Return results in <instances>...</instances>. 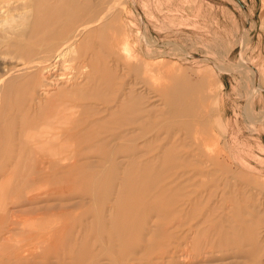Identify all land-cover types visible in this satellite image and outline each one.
<instances>
[{
	"label": "rangeland",
	"instance_id": "1",
	"mask_svg": "<svg viewBox=\"0 0 264 264\" xmlns=\"http://www.w3.org/2000/svg\"><path fill=\"white\" fill-rule=\"evenodd\" d=\"M72 1L0 0V264H264V0Z\"/></svg>",
	"mask_w": 264,
	"mask_h": 264
},
{
	"label": "bare ground",
	"instance_id": "2",
	"mask_svg": "<svg viewBox=\"0 0 264 264\" xmlns=\"http://www.w3.org/2000/svg\"><path fill=\"white\" fill-rule=\"evenodd\" d=\"M9 1V0H8ZM60 1V0H59ZM61 1H63V0H61ZM11 2V1H10ZM71 2L73 3V1L71 0ZM61 3V2H60ZM60 3H59V5H58V3H57V6H56V8L58 7V6H63V4H61L60 5ZM56 5V4H55ZM70 5V4H69ZM7 6H9V5H7ZM53 7H55V6H53ZM68 7V6H67ZM54 9V8H53ZM59 9H61V8H59ZM66 9V8H65ZM68 10V9H67ZM60 12V11H59ZM73 12V11H72ZM71 12V13H72ZM78 11H76V15L78 14L77 13ZM32 13V12H31ZM81 13V12H80ZM74 14V13H73ZM103 14H105V13H103ZM102 14V15H103ZM107 15H108V13H107ZM68 16V15H67ZM71 16V15H70ZM70 16H68V17H70ZM27 17V16H26ZM76 17V16H75ZM78 17V16H77ZM80 17H82L81 16V14H80ZM71 19H72V17H70ZM67 19V18H66ZM70 19V20H71ZM77 20H78V18H77ZM60 21H63V20H60ZM60 21H58V22H60ZM65 21V20H64ZM67 21H69L68 19H67ZM66 21V22H67ZM72 21V20H71ZM73 21H74V18H73ZM73 21H72V23H73ZM79 21V20H78ZM82 21V20H81ZM102 21V17H95L94 19H92L91 21H89V22H87V23H84V24H82L83 23V21H82V23H80L79 25L77 24V25H74V23H73V25L72 26H69L68 25V27H67V25H65V24H63L64 26H66V27H64L65 29L63 30L62 28H61V25H60V28H61V32L58 34L57 33V35H56V31H54L55 33H53L52 35H53V38L54 39H57L58 41L57 42H54V43H51L50 44V51L48 50V52H51L52 51V55H51V57H49V58H44V59H41V60H39L38 62H36L37 64H32V65H29L28 66V64L26 65V67L23 69V71L25 72V70H31L32 68L33 69H37V68H39V69H43V70H49L50 69V67L52 66V65H54L55 63L57 64H59V63H61L62 61H64L65 59H66V57L68 56V55H70V53H71V50L74 48V46L76 45V41L78 40V38H79V36L81 35V34H83L84 32H86L90 27H92V26H95V25H98L100 22ZM29 22V21H28ZM70 22V21H69ZM35 23H36V21H35ZM53 23H55L56 24V21H54ZM63 23V22H62ZM65 23V22H64ZM26 24V23H25ZM67 24V23H66ZM68 24H70V23H68ZM62 25V26H63ZM100 26V25H99ZM59 27V26H58ZM96 27V26H95ZM56 28H57V26H56ZM56 28H54L55 30H56ZM104 28V27H103ZM97 29V28H96ZM63 30V31H62ZM101 30V29H100ZM99 30V32H101ZM52 31V30H51ZM58 31V30H57ZM60 31V30H59ZM58 31V32H59ZM99 32H96V33H99ZM105 33H106V31H105ZM49 35H51V33L49 34ZM48 35V36H49ZM106 35H107V33H106ZM93 36V35H92ZM91 36V37H92ZM112 37V36H111ZM49 38V37H48ZM46 39V38H45ZM114 39V38H113ZM53 40V39H52ZM82 40V39H81ZM53 41H55V40H53ZM84 41V40H83ZM41 42V41H40ZM80 43H82L81 41H79ZM49 43V42H48ZM78 43V42H77ZM85 44V43H84ZM83 44V45H84ZM119 44V43H118ZM81 45V44H80ZM79 45V46H80ZM45 48V47H44ZM44 48H43V50H44ZM47 48V47H46ZM49 48V47H48ZM81 48V47H80ZM35 50V49H34ZM175 50V49H174ZM181 50V49H180ZM33 51V50H32ZM37 51V50H36ZM40 52H41V50H40ZM40 52H39V54H40ZM45 52V51H44ZM48 52H47V54H48ZM34 54H35V52L33 53V57H34ZM45 54V53H44ZM43 53L41 54V55H44ZM31 55V54H30ZM46 55V54H45ZM49 55V54H48ZM36 56V55H35ZM38 56V55H37ZM36 56V57H37ZM28 58V60H29V58L31 57V56H29L28 57V54H27V56H25V58ZM46 57H47V55H46ZM151 57V56H150ZM35 58V57H34ZM42 58V57H41ZM31 62V61H30ZM29 62V63H30ZM95 62V61H94ZM247 62V61H246ZM245 62V63H246ZM244 63V64H245ZM31 64V63H30ZM144 64V63H143ZM248 64V63H247ZM95 65V64H94ZM97 65V64H96ZM95 65V66H96ZM157 65V64H156ZM98 66V65H97ZM115 66V65H114ZM53 67V66H52ZM56 67V66H55ZM94 67V66H93ZM99 67V66H98ZM111 68H112V66H111ZM116 68V67H115ZM94 69V68H93ZM149 69V68H148ZM55 70V69H54ZM95 70V69H94ZM97 70V69H96ZM111 69H109V71H110ZM22 71V70H21ZM109 71H108V73H109ZM10 72V71H9ZM47 72H49V71H47ZM90 72V71H89ZM95 72H97V71H95ZM105 71H103V73H104ZM111 72V71H110ZM18 73V72H17ZM22 73V72H21ZM20 73V74H21ZM7 75H8V73H6ZM19 73L18 74H15V75H18V76H15L14 74H12V75H14V76H9V78H5L4 77V79H1L0 80V101L2 100V94H3V88H4V86L5 85H8V84H10V83H12L13 82V84H14V81H16V79L18 78V77H20L19 75H20ZM23 74V76H24V73H22ZM29 74V73H28ZM31 74V73H30ZM46 74V73H45ZM105 74V73H104ZM111 74V73H110ZM6 75V76H7ZM10 75V74H9ZM49 75V74H48ZM112 75V74H111ZM114 75V74H113ZM27 76V75H26ZM103 76V75H102ZM101 76V77H102ZM108 76V75H107ZM115 76V75H114ZM121 76V75H120ZM119 76V78L120 79H123V78H121ZM125 76V75H124ZM54 77V76H53ZM101 77H100V79H101ZM113 77V76H112ZM111 77V78H112ZM21 78V77H20ZM20 78H19V80H20ZM23 78V77H22ZM47 79L46 80H49L50 82H52L53 80H50V76H47L46 77ZM110 78V77H109ZM58 79V78H57ZM104 79V78H103ZM115 79V78H114ZM119 79V80H120ZM108 80V79H107ZM107 80H106V82H107ZM250 80V79H249ZM18 81V80H17ZM56 82V81H55ZM104 81H102V83H103ZM112 82V81H111ZM114 82V81H113ZM112 82V83H113ZM135 83V82H134ZM133 83V84H134ZM171 83V82H170ZM55 85L57 84V83H54ZM94 84H96V83H94ZM104 84V83H103ZM102 84V85H103ZM119 84V83H118ZM115 85V84H114ZM120 85V84H119ZM124 85V84H123ZM138 85V84H137ZM169 85V84H168ZM247 85V84H246ZM14 86V85H13ZM111 86V85H110ZM95 87V86H94ZM128 87V86H127ZM130 88V87H129ZM109 89V88H108ZM112 89V88H111ZM124 89H126V88H124ZM131 89V88H130ZM132 89H134L133 87H132ZM113 90V89H112ZM122 90H123V88H122ZM95 91V90H94ZM133 91V90H132ZM118 92V91H117ZM134 92H135V90H134ZM168 93V92H167ZM133 94V93H132ZM131 94V96L132 97H130L131 99L133 98V96L134 95H132ZM5 95V94H4ZM92 95V94H91ZM136 95V94H135ZM138 95H139V93H138ZM144 95V94H143ZM123 96V95H122ZM129 96V95H128ZM140 97H141V93H140V95H139ZM10 97V96H9ZM145 97V96H144ZM153 97V96H152ZM168 98H169V95L167 96ZM91 98V97H90ZM89 98V99H90ZM118 98L119 97H117V101H118ZM122 98V97H121ZM120 98V99H121ZM124 99H125V96L123 97ZM128 98V97H127ZM100 99V98H99ZM99 99H97V100H99ZM119 99V100H120ZM148 99H150V97H148ZM8 100V99H7ZM10 100V99H9ZM112 100H114V99H112ZM110 101L111 103L113 102V101ZM89 101H92L91 99L89 100ZM94 101H96V100H94ZM100 101V100H99ZM115 101V100H114ZM127 101V100H126ZM49 102H50V100H49ZM86 102V101H85ZM104 102V101H103ZM109 102V103H110ZM120 102H121V100H120ZM105 103V102H104ZM107 104H108V102H106ZM118 103V102H117ZM127 103H128V101H127ZM88 104V103H87ZM101 104H103V103H101ZM100 104V105H101ZM131 104H133V103H131ZM137 103H135V105H136ZM48 104H46L45 105V107L47 106ZM92 105H94V104H92ZM105 105V104H104ZM122 106V104H119L118 106ZM1 106V105H0ZM102 106V105H101ZM117 106V105H116ZM128 106V105H127ZM138 106V105H137ZM137 106H135V107H137ZM32 107V106H31ZM89 107H91L90 105H89ZM103 107V106H102ZM110 107V106H109ZM198 107V106H197ZM128 112V111H127ZM192 112V111H191ZM112 113V112H111ZM113 113H115V112H113ZM115 115V114H114ZM113 114H112V116L113 117H116V115L114 116ZM129 115V114H128ZM113 117H112V120H113ZM128 117V116H127ZM126 117V118H127ZM114 119H116V118H114ZM128 120V119H127ZM116 121V120H115ZM114 121V122H115ZM116 123V122H115ZM211 174H213V173H211ZM213 176V175H212ZM240 222V221H239ZM239 229V228H238ZM197 247V246H196Z\"/></svg>",
	"mask_w": 264,
	"mask_h": 264
}]
</instances>
